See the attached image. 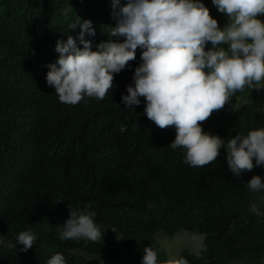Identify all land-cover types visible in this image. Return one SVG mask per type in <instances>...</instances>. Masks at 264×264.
I'll list each match as a JSON object with an SVG mask.
<instances>
[{
  "label": "trees",
  "instance_id": "16d2710c",
  "mask_svg": "<svg viewBox=\"0 0 264 264\" xmlns=\"http://www.w3.org/2000/svg\"><path fill=\"white\" fill-rule=\"evenodd\" d=\"M202 3L222 27L226 16L211 0ZM112 12V0H0V98L9 104L0 127V236L15 243L19 231L31 229L36 237L23 252L21 245L0 248V264H43L56 252L66 264H140L137 251L152 248L159 232L203 237L198 255L178 257L186 264H264V217L248 210L264 192L245 187L252 175L264 180V166L234 176L223 146L214 161L189 166L182 149L168 147L174 128H160L143 113V97L125 108L120 96L132 82L139 47L103 99L62 103L46 84L48 39L58 32L75 39L79 26L67 25L78 16L92 22L95 34L85 38L95 50L108 39ZM260 93H235L198 122L202 131L226 142L264 126ZM242 96L247 103L238 111ZM69 211H94L101 239L60 240L57 225Z\"/></svg>",
  "mask_w": 264,
  "mask_h": 264
},
{
  "label": "clouds",
  "instance_id": "9594fccd",
  "mask_svg": "<svg viewBox=\"0 0 264 264\" xmlns=\"http://www.w3.org/2000/svg\"><path fill=\"white\" fill-rule=\"evenodd\" d=\"M211 4L227 18L222 27L202 0H127L123 5L112 0L113 18L108 15L105 19L108 39L96 43L95 50L92 41L85 38L95 34L92 22L76 16L67 25L73 30L79 26L75 39L63 32L48 39L49 57L42 62L48 69L45 82L62 103L103 99L113 86V74L135 58L139 47L132 82L120 96L125 108L139 105L143 97V113L160 128H174L175 136L168 147L182 149L183 162L189 166L201 167L214 161L221 146L234 176L251 170L254 164L264 166V126L238 133L225 142L218 135L202 131L198 123L245 87L264 88V22L258 18L264 14V0H211ZM206 44L210 45L207 50ZM53 55L57 56L55 62H51ZM8 108L0 98V127ZM262 181L261 176L252 175L245 187L262 193ZM248 210L264 217V195L250 202ZM94 216V211H69L68 218L57 225L58 238L101 239ZM35 239L31 229L22 230L15 235V243L0 236V248L16 250L21 245L19 250L23 252ZM43 264L66 261L56 252ZM140 264L186 261L172 256L158 262L156 252L145 246Z\"/></svg>",
  "mask_w": 264,
  "mask_h": 264
},
{
  "label": "rangeland",
  "instance_id": "374dc122",
  "mask_svg": "<svg viewBox=\"0 0 264 264\" xmlns=\"http://www.w3.org/2000/svg\"><path fill=\"white\" fill-rule=\"evenodd\" d=\"M258 18L264 22V14H261ZM260 91V97H255L257 99L255 102L259 101L264 105V88L260 89ZM250 92L252 93V91ZM246 100V96L239 98V103L237 106L238 111L247 103ZM154 240L155 244L152 249L156 252V255L160 252H163V260H165L172 256L178 258L183 251H187L193 255H198L203 242V237L201 235H195L188 232H180L169 238L163 233L159 232L154 236ZM137 256L142 257V254L137 251ZM92 264H104V261L96 260Z\"/></svg>",
  "mask_w": 264,
  "mask_h": 264
}]
</instances>
